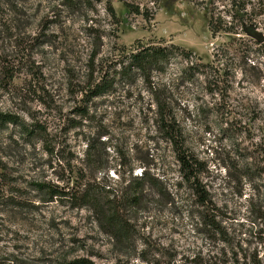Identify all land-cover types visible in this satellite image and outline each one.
I'll list each match as a JSON object with an SVG mask.
<instances>
[{
    "label": "rangeland",
    "instance_id": "rangeland-1",
    "mask_svg": "<svg viewBox=\"0 0 264 264\" xmlns=\"http://www.w3.org/2000/svg\"><path fill=\"white\" fill-rule=\"evenodd\" d=\"M244 25L264 35V0H0V263L264 264V41ZM161 40L193 53L153 78L165 123L116 58Z\"/></svg>",
    "mask_w": 264,
    "mask_h": 264
},
{
    "label": "trees",
    "instance_id": "trees-1",
    "mask_svg": "<svg viewBox=\"0 0 264 264\" xmlns=\"http://www.w3.org/2000/svg\"><path fill=\"white\" fill-rule=\"evenodd\" d=\"M213 23L214 21L212 17L210 19V28L214 34H216L220 30L237 33L231 28H228L226 24H224V26L223 25L215 26ZM245 28L246 26L244 25L243 29ZM161 42L162 40L159 42H150L146 44L138 41L131 51L128 50L126 47L121 48L116 58H120L119 60H117L118 62L117 65L120 66L119 69L120 75L123 76L126 75L132 79H134V77L136 76H140L143 82L149 85L150 92L153 95V97H155L154 100H156L158 105V110L156 112L158 118L160 119L161 122L165 123L169 119L167 106L165 105L166 103L163 98L155 96L159 91V88L157 87V85L153 84L154 83L153 78L155 77L156 73H163L165 71L166 65L170 63L172 58L180 56L182 58H185L186 60H190V58L193 56V53L180 46L174 44L165 45ZM114 79L109 77L108 72H105L104 75L102 76L100 75L98 81L95 82L93 88H91L92 90L90 92L92 93V96L98 95L99 93L103 92V90L113 85ZM0 119L11 120L12 118L8 114H0ZM183 165L186 168L188 167L190 169H193V165L189 164L188 161L183 160ZM139 179L144 180L145 174H142ZM137 183L139 182L137 181ZM48 190L51 192L52 197L59 195L57 193L56 188L49 187ZM134 190L138 191L136 187L134 188ZM77 193L80 194L78 195ZM72 197L74 199H79L82 203H86V204L96 201L95 195L90 193L87 189L72 194ZM200 197L203 203H205L208 200L207 196L202 195V192L200 193ZM94 207H98V209H100V213L102 214V216L104 218L106 217L109 221H113L115 216L117 217V212L116 214H114L113 211L110 215H108L106 210H104V206L102 204ZM117 208L118 207H116V209L113 210L117 211ZM0 264H5V263H0ZM13 264H18V263H13ZM62 264H93V263L90 260L82 258V259H74L68 262H63Z\"/></svg>",
    "mask_w": 264,
    "mask_h": 264
},
{
    "label": "water",
    "instance_id": "water-1",
    "mask_svg": "<svg viewBox=\"0 0 264 264\" xmlns=\"http://www.w3.org/2000/svg\"><path fill=\"white\" fill-rule=\"evenodd\" d=\"M245 31H246V33H248L249 35L253 36L257 40L264 41V35L259 30L254 28L253 26L246 27Z\"/></svg>",
    "mask_w": 264,
    "mask_h": 264
}]
</instances>
